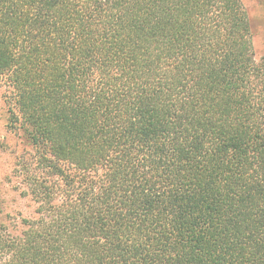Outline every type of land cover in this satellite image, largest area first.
Returning a JSON list of instances; mask_svg holds the SVG:
<instances>
[{
	"label": "trees",
	"instance_id": "obj_1",
	"mask_svg": "<svg viewBox=\"0 0 264 264\" xmlns=\"http://www.w3.org/2000/svg\"><path fill=\"white\" fill-rule=\"evenodd\" d=\"M0 80L34 204L0 221V264H264L241 0H0Z\"/></svg>",
	"mask_w": 264,
	"mask_h": 264
},
{
	"label": "rangeland",
	"instance_id": "obj_2",
	"mask_svg": "<svg viewBox=\"0 0 264 264\" xmlns=\"http://www.w3.org/2000/svg\"><path fill=\"white\" fill-rule=\"evenodd\" d=\"M249 17L254 55L257 60L264 56V0H241ZM6 92L5 82L0 80V221L19 215L29 216L34 204L19 194L17 187H23L20 177L13 175L18 160L31 161L33 149L26 144L23 132L6 129V110L2 94ZM19 214V215H18Z\"/></svg>",
	"mask_w": 264,
	"mask_h": 264
}]
</instances>
